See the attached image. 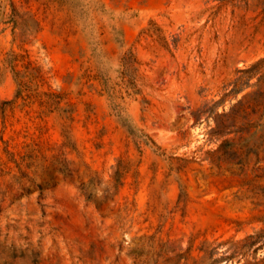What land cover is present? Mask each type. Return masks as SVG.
Returning <instances> with one entry per match:
<instances>
[{"label": "rangeland", "instance_id": "rangeland-1", "mask_svg": "<svg viewBox=\"0 0 264 264\" xmlns=\"http://www.w3.org/2000/svg\"><path fill=\"white\" fill-rule=\"evenodd\" d=\"M0 264H264V0H0Z\"/></svg>", "mask_w": 264, "mask_h": 264}]
</instances>
